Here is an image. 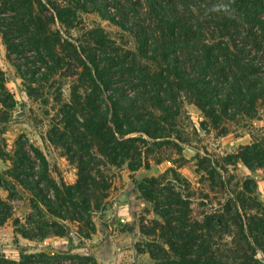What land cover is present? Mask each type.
Wrapping results in <instances>:
<instances>
[{
	"label": "trees",
	"instance_id": "trees-1",
	"mask_svg": "<svg viewBox=\"0 0 264 264\" xmlns=\"http://www.w3.org/2000/svg\"><path fill=\"white\" fill-rule=\"evenodd\" d=\"M90 2L104 19L125 28L116 13L104 9L103 0H0V35L9 61L14 62L31 90L29 96L35 84L47 83L59 70L67 68V76L78 75L77 50L67 58L60 54V47L67 42H62V29L56 23L73 28L77 13L87 11ZM91 64L84 66L85 75L93 80L92 93L75 96L60 109L63 119L59 125L65 131L60 132L59 144L78 164L77 181L73 185L58 182L45 154L29 141L17 142L15 151L9 153L2 139L0 159L10 161L12 167L0 174V189L8 194L7 198L0 195V228L14 220L16 231L24 238L44 240L67 236L64 222H78L85 229V237L90 238L96 230L93 216L105 207L111 189V184L99 175V155L113 166L128 163L136 172L150 166L151 161L161 163L163 159L156 153L160 155L164 145L173 144L182 150L178 143L164 141L161 124L165 119L150 115L147 120L143 109L149 101L152 108L168 113L172 99L176 103L177 94L190 91L215 126L222 118L230 120L241 114L255 118L258 102H264V78L242 79L236 73L226 76V80L219 76L193 77L176 62L173 74L169 71L165 79L158 76L151 90L142 81L133 96L120 81L103 76L96 61ZM16 106L6 74L0 69V127L12 120ZM177 138L183 142L181 136ZM197 159L199 171L204 174L200 183L207 185L205 190L198 189V198L192 197L195 194L188 191L190 184L180 179L175 169L168 171L174 179L154 177L136 183L162 219L153 223L156 236L168 247L169 252L164 249L167 264H256L254 257L260 252L264 255V209L257 195V180L250 175L240 177L237 170L239 164L251 172L264 170V135L241 146L237 153L217 156L206 152L205 157ZM200 199L202 203L195 207L194 201ZM19 200L29 205L22 220L15 219V202ZM214 200L218 202L214 204ZM151 254L161 260L154 252ZM72 259L78 264H98L93 256L79 254L23 255L20 261L0 257V264H53Z\"/></svg>",
	"mask_w": 264,
	"mask_h": 264
},
{
	"label": "rangeland",
	"instance_id": "rangeland-1",
	"mask_svg": "<svg viewBox=\"0 0 264 264\" xmlns=\"http://www.w3.org/2000/svg\"><path fill=\"white\" fill-rule=\"evenodd\" d=\"M103 1L104 9L116 13L125 28L104 19L91 2L86 6L87 11L77 13L73 28L57 22L56 27L62 29V42H67L59 52L67 58L76 48L80 60L78 75L67 76V68L59 70L47 83L35 84L32 96L14 62L9 61L0 35V69L5 72L7 87L17 102L12 120L0 127V142L4 139L8 152L13 153L17 142L29 141L45 154L57 181L68 185L78 179V164L59 144L60 132L65 131V127L59 125L63 119L60 109L75 96L92 93L93 80L85 75L84 66L92 67L91 61H96L103 76L114 77L133 96L137 95L142 81L151 90L158 76L165 79L169 71L173 74L176 62L193 77L219 76L226 80V76L236 73L242 79L264 78V0ZM223 3L230 5L228 12L213 10ZM12 58L16 62L14 54ZM177 95L168 113L152 108L150 101L143 103L146 104L143 110L147 120L150 115L165 119L161 124V129L165 130L164 141L178 143L181 151L173 144L164 145L161 156L156 153L163 159L161 163L151 161L150 166L136 172L131 171L128 163L113 166L99 155L102 161L99 175L111 184V189L105 207L93 216L96 230L90 238L85 237L80 223L64 222L68 227L67 236L29 240L16 231L14 220H10L0 228V257L20 261L23 255L79 254L93 256L98 264L169 263L164 252V249L169 252L168 247L156 236L153 223L162 219L155 213L153 203L143 198L136 183L154 177L174 179L168 171L175 169L180 179L190 184L188 191L195 194L192 197L198 198V189L202 191L207 187L200 183L204 174L197 166L199 156L205 157L206 152L217 156L237 153L241 146L264 135L263 101L257 104L255 118L241 114L230 120L222 118L215 126L198 107L194 93L184 90ZM180 136L183 142L178 140ZM11 167L10 161L0 159V174ZM237 174L250 175L257 180V195L264 209V170L251 172L239 164ZM0 195L8 196L3 189ZM194 203L196 207L202 200ZM15 206V219H24L29 212L27 201L19 200ZM151 252L161 260H155ZM254 258L256 264H264L262 252ZM75 261L66 263L78 264Z\"/></svg>",
	"mask_w": 264,
	"mask_h": 264
},
{
	"label": "clouds",
	"instance_id": "clouds-1",
	"mask_svg": "<svg viewBox=\"0 0 264 264\" xmlns=\"http://www.w3.org/2000/svg\"><path fill=\"white\" fill-rule=\"evenodd\" d=\"M230 8V5L227 3H223V4H218L216 6H214L213 10L214 11H223V12H228Z\"/></svg>",
	"mask_w": 264,
	"mask_h": 264
}]
</instances>
